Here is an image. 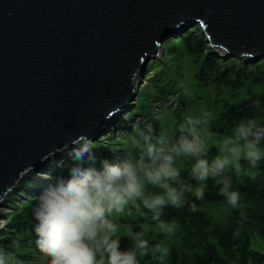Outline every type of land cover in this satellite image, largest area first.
Returning a JSON list of instances; mask_svg holds the SVG:
<instances>
[{
    "label": "water",
    "instance_id": "water-1",
    "mask_svg": "<svg viewBox=\"0 0 264 264\" xmlns=\"http://www.w3.org/2000/svg\"><path fill=\"white\" fill-rule=\"evenodd\" d=\"M191 25L226 59H264V0H0V206L128 111L147 62Z\"/></svg>",
    "mask_w": 264,
    "mask_h": 264
},
{
    "label": "clouds",
    "instance_id": "clouds-1",
    "mask_svg": "<svg viewBox=\"0 0 264 264\" xmlns=\"http://www.w3.org/2000/svg\"><path fill=\"white\" fill-rule=\"evenodd\" d=\"M201 123L199 119L187 117L185 124L180 126L181 135L174 142L164 136L157 137L151 124L134 126L124 157L110 149L114 159L101 161L100 170L93 166L94 146L87 135L81 134L72 141L70 155L75 163L69 168V176L56 178L35 197L33 207L35 243L50 258L49 264H139L138 252L140 255L151 252L158 259L168 256L167 246L156 243L150 248L143 234L133 233L131 228L128 235L135 244L121 251L118 226L112 217L131 215L132 208L143 215L142 205L158 222V234L173 235L179 224L162 221L160 217L167 207L182 208L186 203L185 192H193L180 181V170L175 164L181 156L193 161L191 177L201 184L194 190L197 200L204 198V182L211 178L221 186L219 194L226 198L231 208H238L240 194L231 190L232 180L225 173L232 168L239 169L242 159L253 169L264 160L261 147L264 126L253 119L241 121L231 135L217 144L223 155L209 161ZM203 123L207 124V119ZM148 186L161 191L149 192ZM191 210H197L195 204L191 205ZM241 218H244L243 213ZM234 234L238 236L240 229ZM12 247L18 248L19 241L13 240ZM0 264L22 262L14 253L0 249Z\"/></svg>",
    "mask_w": 264,
    "mask_h": 264
},
{
    "label": "rangeland",
    "instance_id": "rangeland-1",
    "mask_svg": "<svg viewBox=\"0 0 264 264\" xmlns=\"http://www.w3.org/2000/svg\"><path fill=\"white\" fill-rule=\"evenodd\" d=\"M194 28L197 29L193 30ZM190 30L194 31L191 35L188 34ZM200 33L198 25H191L182 30L178 29L174 36L168 37L163 42L158 57L147 62L145 74L137 94L129 102L130 110L120 114L116 120L113 118L108 129L103 130L94 139H90L94 146L92 153L96 158L93 166L97 170L102 168L101 161L105 159L112 161L114 159V153L110 149L118 151L121 158L124 157L134 126L144 127L151 124L157 137L164 136L169 142H174L181 135L180 126L185 124L189 116L202 122L200 125L203 129L202 139H204L208 148L206 158L211 161L214 157L223 155L216 146L225 136L232 133L219 134L215 132V129L223 127V124H219L218 118L228 109L230 111L229 107L231 105L237 111L240 104L251 96H254L255 99L264 96V84L255 85L250 81H242L240 78H233L230 83L216 80V75L224 67L223 64L228 63L230 60L226 58L217 64V68L212 74L208 72L209 74L204 73L201 75L199 66L201 60L204 59V54H198L193 41L194 35ZM203 40L205 41L204 38ZM200 56L202 57L199 58ZM231 59L238 64L235 58ZM260 62L258 61L256 64ZM258 69H264V61ZM137 80L139 81V77ZM185 89H187V94ZM135 106L139 107L137 112L134 111ZM133 111L134 114H132ZM205 119H207V124L203 123ZM252 119L259 121V116L254 115ZM118 120L120 123H117ZM230 123H234V120L232 119ZM71 151L72 147L70 150L60 151L56 156L51 155L37 169L27 172L25 178L23 177L24 180H21L23 181L20 184L21 186L19 187L18 184L0 206V249L14 253L22 264H49L50 258L37 248L30 234H24L23 231L19 230L16 221L29 213H33V207L36 203L35 197L53 184L56 178H67L69 176V168L75 163L70 155ZM192 164L193 161L190 158L183 156L178 157L175 164L180 170L181 183L193 189V192H185V196L194 194L195 188L201 186L199 182L191 177ZM240 165L239 169L232 168L235 177L239 179L238 181L246 177L252 178L258 171V167L251 168L246 160L242 159ZM147 191L156 193L161 190L148 186ZM240 203L247 205L240 199L238 207L240 210H242ZM201 209L217 221L230 217L233 210L227 203L221 205L204 203ZM168 210L170 209H164L163 215L160 217L162 221L171 222L165 219ZM141 211L143 215L132 208L131 215H114L112 217L114 223L118 226L117 236L119 237L120 246L126 245L127 248H133L135 241L128 235L129 228L132 229L133 233H142L143 238L149 241L150 248L156 243L168 248L183 245L190 248L189 244H215L206 229L182 230L178 228L170 236L158 234V222L153 220L152 213L144 209L142 205ZM259 229L260 226L255 227L250 232L249 247L263 253L264 238L257 232ZM21 230H24V228ZM11 238L19 241L18 248H13L12 242L6 241ZM149 253L151 254V252ZM186 255L191 257L190 252L186 251ZM222 256L225 258L226 264H237V261L226 258L223 252ZM151 258V262L147 263L146 261L143 264H169L168 256L158 259L157 256L151 254ZM137 260L139 264L143 260V256L139 252L137 253Z\"/></svg>",
    "mask_w": 264,
    "mask_h": 264
},
{
    "label": "trees",
    "instance_id": "trees-1",
    "mask_svg": "<svg viewBox=\"0 0 264 264\" xmlns=\"http://www.w3.org/2000/svg\"><path fill=\"white\" fill-rule=\"evenodd\" d=\"M196 29L194 28L193 30ZM193 30H190L188 34H193ZM194 36L195 50L198 51L199 55L204 54V59L201 60L199 66V72L201 75L208 72L212 74L217 68V64L221 63L225 58V55L210 49L203 40L204 37L201 33ZM227 59H230L229 62L223 64L224 67L216 75V80L230 83L233 78H240L242 81H250L255 85L264 84V69H258L263 64L264 59L258 60L261 61L258 64H256L258 61H254L252 58H235L238 64L234 63V60L231 58ZM138 108V106H135L134 111L137 112ZM229 108L230 111L228 109L218 118L219 124H223V127L215 129V132L219 134L232 133L236 125L241 121L252 119L254 115L259 116V121L255 122L264 126V96H260L258 99L251 96L240 104L237 111L233 105ZM134 111L132 114L135 113ZM232 119L234 123H230ZM117 123H120L119 120ZM261 147L264 148V141L261 142ZM225 175L229 176L232 180L231 190L239 192L240 199L247 205L245 206L243 203H240L242 210L239 208L233 209L230 217L223 220L217 221L210 217L205 210L201 209L204 203L221 205L228 204V202L224 196L219 194L221 186L214 179L209 178L204 182L205 195L203 199L197 200L194 194L187 195L185 196L186 203L182 208L167 207V209H170L167 211L165 217L167 221H176L180 226L179 229L182 230L206 229L209 236L215 241L214 245L210 243L204 245L189 244L190 248H186L184 245L181 247L172 246L169 248V264H226L222 252L226 258L237 261V264H264V252L261 253L249 247L250 232L255 227L260 226L257 232L264 238V160L260 162L258 171L252 178L246 177L238 181L239 179L235 177L233 169L227 171ZM22 183L23 181L18 183L19 187ZM193 204L197 208L195 212L191 210V205ZM241 213H243V219L241 218ZM16 222V225H19V230L23 231L24 234H30L32 240L35 242L36 235L33 231V226L36 221L33 218V214L29 213ZM12 224L14 223L12 222ZM22 228L24 230H21ZM237 228L240 229L238 236L234 234ZM12 240L16 239L11 238L6 241L12 242ZM201 242L203 243V241ZM128 249L126 245L120 246L121 251ZM186 251L191 253V257H187ZM142 256L143 260L140 261L141 264L146 261L147 263L152 261L150 253Z\"/></svg>",
    "mask_w": 264,
    "mask_h": 264
},
{
    "label": "bare ground",
    "instance_id": "bare-ground-1",
    "mask_svg": "<svg viewBox=\"0 0 264 264\" xmlns=\"http://www.w3.org/2000/svg\"><path fill=\"white\" fill-rule=\"evenodd\" d=\"M129 110H130V109H129ZM129 110H128V111H129ZM112 119H113V118H112ZM111 121H112V120H111ZM111 121H110L109 123H111ZM109 126H110V125H109ZM109 126H108V128H109ZM67 150H70V149H67ZM8 194H9V193H8Z\"/></svg>",
    "mask_w": 264,
    "mask_h": 264
}]
</instances>
